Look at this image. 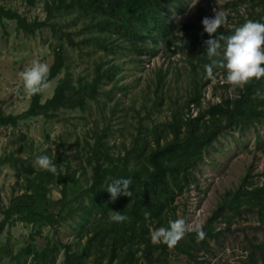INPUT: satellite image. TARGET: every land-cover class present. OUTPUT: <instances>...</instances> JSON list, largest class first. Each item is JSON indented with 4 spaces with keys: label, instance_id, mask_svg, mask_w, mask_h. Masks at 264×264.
<instances>
[{
    "label": "rangeland",
    "instance_id": "374dc122",
    "mask_svg": "<svg viewBox=\"0 0 264 264\" xmlns=\"http://www.w3.org/2000/svg\"><path fill=\"white\" fill-rule=\"evenodd\" d=\"M63 1L65 5L58 0H0V264H30L35 257L42 263V256L52 264H62V242L74 236L80 207L86 200L85 194L77 197L71 210L65 207L62 211L64 219L54 225L35 224L17 214L5 218L3 210L10 198L22 191V171L12 161L19 167L18 158H22L29 169L37 171L41 168L36 156L52 157L57 172L52 173L53 180L46 190L52 199L61 196L59 180L67 170L82 174L84 186L90 183L96 161L102 162L103 169L110 167V161L117 167L125 161V152L130 151V166L135 157H143L141 142L151 141L154 132L164 135L167 103L152 106L151 91L166 92L167 102L169 98L182 102L188 94L189 60L193 53L205 48L204 41L210 35L214 36L203 30L202 17L212 16L215 8L224 11L226 21L215 35L227 36L246 20H256L260 9L259 0L165 2L161 10L165 20L172 23L179 39L194 42L193 48L187 43L181 48L156 45L154 52H136L125 45L104 51L94 46L93 35L100 27L89 24L93 11L88 8L85 13V0ZM11 13L17 15L12 17ZM57 54L63 58L62 67L48 80L40 101L50 98L60 84L62 103L22 117L30 96L23 91L19 72L34 61L47 63L50 71ZM109 61H120L119 79L113 74L102 76L92 89L96 70L106 67ZM158 69L165 73L161 85L155 80ZM203 79L208 82L201 86L199 103H190L185 110L192 116L200 108L239 94L241 85L229 83L223 70H214L211 77L203 75ZM258 96L264 97V87ZM256 103L258 109L264 110L263 102ZM261 116L258 121L224 127L191 168L188 189L176 194L173 201L176 217H185L188 231L205 223L223 195L247 182L248 187L264 186V114ZM96 137L100 143H96ZM95 143L98 151L94 157ZM222 212L226 216H218L219 232L207 239L208 250H198L196 261L178 255L168 264H261L256 246L264 243V211L260 214L255 204L242 207L235 216L226 208ZM223 217L228 219L224 221ZM82 224L88 225L85 220ZM152 230L150 225V233ZM136 256V264H148L139 251ZM163 258L167 259L166 251L155 253L154 264H165Z\"/></svg>",
    "mask_w": 264,
    "mask_h": 264
},
{
    "label": "trees",
    "instance_id": "16d2710c",
    "mask_svg": "<svg viewBox=\"0 0 264 264\" xmlns=\"http://www.w3.org/2000/svg\"><path fill=\"white\" fill-rule=\"evenodd\" d=\"M58 1L64 3L63 0ZM259 1L260 9L256 13V20L264 22V0ZM165 2L173 3L174 0H85L83 3L85 13L88 8L93 11L88 19L89 24L93 26L95 23L100 27L93 35L94 46L104 51H115L128 45L136 52H154L156 45L181 48L187 43L190 49L193 48L196 44L179 39L172 23L165 20L161 11L165 8ZM16 15L11 13L12 17ZM20 23H24L23 20L20 19ZM62 59L61 54L56 55L47 80L61 69ZM206 63H209V58L205 49L201 47L197 53H193L192 60H189L187 69L189 91L182 102L169 97L167 102L166 92L157 93L156 89L151 91L152 106L167 103L169 114L163 128L164 135L162 137L154 132L151 141H148L149 144L141 142L139 150L143 157H135L130 166L128 160L130 151L125 152V161L117 167L114 165L116 163L110 161V167L103 169L102 162L96 161L97 164L92 167L90 183L84 186L81 183L82 174L76 175L75 170H67L59 180L61 196L52 199L46 194L47 184L53 180L51 172L41 169L32 171L22 158L21 160L18 158L19 167L12 161V164L22 171L19 174L23 180L22 191L10 198L9 204L3 210L6 215L4 217L17 214L19 218L35 224L39 222L54 225L56 221L59 223L64 219L62 216L64 208L71 210V204L77 197L85 194L86 200L80 207L81 214L76 220L75 234L70 241L62 242L65 251L62 264H136L137 251L148 264L155 263L153 260L155 253L166 251L167 259H163L165 264H168L178 255L196 261L198 250H208L207 239L217 236L219 232L216 227L217 218L220 215L226 216L222 212L225 208L235 216L239 215L242 207L257 204L261 214L264 211V186L248 187L247 182V185L240 186L221 197L217 207L202 225L204 230L202 239L197 238L195 231H186L174 246L169 247L150 238V225L153 228L167 225L169 217L176 218V206L173 204L175 195L188 189L191 168L201 159L202 151L217 138L220 131L231 124L258 121L264 114L263 108L258 109L256 103L257 100L264 103V97L258 96L264 87V76L250 78L241 85L236 97H226L204 109L200 108L194 116L186 112L190 103H199L201 86L208 82L207 79H203ZM119 68L120 61H109L103 69L98 68L92 89L102 76L108 77L113 74L119 79ZM217 69L226 72L221 67H215L213 71ZM155 80L161 85L165 80V73L158 69ZM117 84L121 85L119 82ZM59 85L55 88L54 94L43 103L40 101L41 92L30 96L29 106L22 113V117L58 107V104L62 103ZM15 117L13 116V119ZM95 140L96 143H100L99 137ZM96 143L92 148L94 157L98 151ZM119 177L131 178L128 185L129 194L118 193L115 198H110L106 186L112 179ZM113 211L124 213L127 219L121 222L111 220ZM145 211L150 215L146 217ZM70 215L71 211L67 217ZM222 219L226 221L228 218ZM84 220L87 226L83 224L81 226V221ZM84 234L85 238L82 240ZM72 244H75L74 248H71ZM256 247L257 260L264 264V243ZM31 260L30 264H52L46 256L41 257L42 263H39L37 257Z\"/></svg>",
    "mask_w": 264,
    "mask_h": 264
},
{
    "label": "clouds",
    "instance_id": "9594fccd",
    "mask_svg": "<svg viewBox=\"0 0 264 264\" xmlns=\"http://www.w3.org/2000/svg\"><path fill=\"white\" fill-rule=\"evenodd\" d=\"M195 3V0H193ZM227 14L222 10L213 9L212 16H204L201 19L203 30L209 34H217V29L226 21ZM205 52L209 63L204 65V74L211 77L215 67L226 70V80L233 85H243L250 78L264 76V22L248 19L242 25L235 28L230 35H210L205 41ZM49 65L45 62L34 61L19 72V79L25 94L36 95L48 84ZM36 164L51 173L57 172V164L47 154L35 157ZM130 177L114 178L106 186L110 198H115L118 193L129 194L128 185ZM147 217L149 212L145 211ZM111 220L116 222L125 221L127 216L120 211H113ZM185 217L178 216L170 219L167 225L154 227L150 238L154 242L165 243L169 247L188 231ZM198 239L204 237L203 226L196 224L192 229Z\"/></svg>",
    "mask_w": 264,
    "mask_h": 264
}]
</instances>
